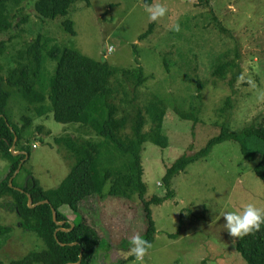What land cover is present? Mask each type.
I'll return each instance as SVG.
<instances>
[{"label": "rangeland", "instance_id": "374dc122", "mask_svg": "<svg viewBox=\"0 0 264 264\" xmlns=\"http://www.w3.org/2000/svg\"><path fill=\"white\" fill-rule=\"evenodd\" d=\"M207 1L209 4L199 0H150L149 4H163L168 11L154 22L152 34L144 40L139 37L153 22L145 11V0H90V6L76 4L68 17L74 22V36L62 26L65 18L39 20L32 2H26L10 8L14 23L22 17L27 22L1 36L7 48L0 64L4 68L13 66L15 52L40 35L48 41L49 48L58 46L80 51L93 60L107 61L119 70L141 66L145 82L136 93L132 83L126 84L114 102L120 115L129 118L123 131L127 136L132 134L134 105L145 108L154 102L164 106L163 133L168 145L163 148L148 139L141 151L142 181L147 187L145 198L164 197L167 188L163 178L167 169L180 157L197 153L219 132L224 121L220 110L226 98L231 100V109L227 112L231 131L264 125V0ZM177 23L179 32L172 30ZM110 48L114 50L110 52ZM44 56L38 88L47 90L49 95L46 87L54 74L56 61H51L46 51ZM225 61H234L239 66L232 88L228 86L231 74L224 80L212 75L215 66ZM121 78L120 74L116 75L112 86L117 87ZM198 96L201 102L198 121L182 119L176 108L189 112L192 105L198 103ZM27 107L19 95L11 96L8 115L12 123L22 125V116L32 119L14 147L15 151L27 148L30 156L12 180L16 189L34 178L44 190H55L76 163L69 149L57 144L55 138L103 139L87 126L56 122L52 113L35 117V111ZM144 116V131L149 132L153 121L146 112ZM38 126L43 129L38 130ZM102 153L104 163L99 159L100 173L115 166V170L121 169L127 163L126 157L111 147H103ZM262 157L258 155L254 161H246L239 144L226 140L214 145L206 158L192 163L174 178L175 196L150 206L155 235L143 264H246L235 250L239 238L229 236L222 217L225 212L242 210L247 203L264 209V181L254 172ZM9 166L0 157V182ZM28 172L31 175L27 176ZM110 187L111 183L102 196L90 197L80 206L85 222L102 238L93 264H118L130 258L127 255L129 241L135 234L142 236L147 227L137 196L111 197L108 195ZM9 200L8 197L3 199L0 206V229H9L8 233L0 235L3 264L44 249L43 242L34 233L20 228L16 213L5 204ZM61 212L70 223L75 221L68 206L62 207ZM126 264L138 262L133 259Z\"/></svg>", "mask_w": 264, "mask_h": 264}, {"label": "trees", "instance_id": "16d2710c", "mask_svg": "<svg viewBox=\"0 0 264 264\" xmlns=\"http://www.w3.org/2000/svg\"><path fill=\"white\" fill-rule=\"evenodd\" d=\"M26 2H32L34 13L39 20L65 18L62 26L72 36L76 34L74 22L68 19L72 7L78 3L91 5L90 0H0V59L7 48V42L1 39V36L27 22L26 18L22 17L14 23L10 8H17ZM199 2L209 4L207 0H199ZM145 3L149 4L150 0H145ZM213 20L216 21V18L213 17ZM153 27L154 22L139 39L148 38L152 34ZM219 28L224 31L220 25ZM45 51L51 61H56L54 74L46 87L49 95L47 90L38 88ZM134 53L136 54V51ZM13 64L9 68H4L0 64V157L10 165L7 175L0 182V206L3 199L10 198L5 204L16 213L20 228L34 233L43 242L44 249L27 254L22 259L13 260L9 264H93L102 245V238L94 227L85 222L80 214V206L90 197L102 196L109 183L111 187L108 195L111 197L131 199L133 195L137 196L147 220V227L142 237L152 243L155 226L151 218L150 206L172 199L175 196L172 189L173 179L192 163L206 158L214 145L226 140H233L239 144L240 153L246 161H254L258 155L263 156L261 162L255 166L254 172L264 181V125H250L238 131H231L227 113L231 109V100L228 97L220 110L224 121L219 127V132L210 137L197 153L180 157L167 169L163 178L167 188L164 197L153 196L146 199L147 187L142 181L141 151L148 139L163 148L168 145L167 137L163 133L165 109L162 104L154 102L145 108L134 105L132 134L127 136L123 131L127 127L129 118L120 115L119 107L114 102L122 88L124 91L126 84L132 83L135 93L142 86L145 82L142 67L119 70L107 61L93 60L80 51L58 46L49 48L48 41L40 35L26 42L15 52ZM136 64H138L137 59ZM119 74L122 78L118 86L113 87L112 79ZM228 74L232 76L228 81V86L232 88L239 74L238 64L234 61L221 62L212 72L214 77L221 80L226 79ZM13 94L22 98L28 110L35 111V117H44L52 113L56 122L87 126L103 139L90 141L72 136L55 138L57 144H64L69 149L71 157L76 160L69 176L55 190H44L34 178L27 180L25 187H18L21 191L15 188L17 186L14 185L13 180L11 186L8 184L25 158V155L12 156L10 146L14 137H16L15 145L20 142L23 132L31 125L32 120L22 116V125H15L9 119V100ZM135 98L134 95L133 103ZM198 99V103L192 105L189 112L176 108L177 114L184 120L197 122L201 111L199 96ZM144 112L149 114L153 121L149 132L144 131L146 124ZM37 129L41 130L43 126H38ZM47 133L50 134L49 131ZM103 147H111L120 156H125L127 163L121 169L115 170V166L114 169L100 173L99 159L101 164L104 163V154H101ZM22 150H25L28 160L29 151L27 148ZM28 175L31 174L28 172ZM28 196L32 199V204L44 201H48V204L28 208ZM64 206H68L74 213L76 219L73 223H70L69 218L61 212ZM52 210L57 213V221L64 223L62 226L54 223ZM8 232V228L0 229V235ZM235 250L246 264H264V225H261L259 232L239 238ZM133 259L134 257H130L119 261L118 264H126ZM0 264H3L2 259Z\"/></svg>", "mask_w": 264, "mask_h": 264}, {"label": "clouds", "instance_id": "9594fccd", "mask_svg": "<svg viewBox=\"0 0 264 264\" xmlns=\"http://www.w3.org/2000/svg\"><path fill=\"white\" fill-rule=\"evenodd\" d=\"M145 11L149 14V19L155 22L164 17L168 10L165 5L156 3L146 4ZM172 30L179 32V23L174 25ZM222 218L230 237L243 238L261 230V225H264V209L258 208L253 203H247L242 210L225 212ZM129 243L127 255L134 257L138 264H143L144 257L152 248L151 242L144 239L140 234H135Z\"/></svg>", "mask_w": 264, "mask_h": 264}, {"label": "water", "instance_id": "95a60500", "mask_svg": "<svg viewBox=\"0 0 264 264\" xmlns=\"http://www.w3.org/2000/svg\"><path fill=\"white\" fill-rule=\"evenodd\" d=\"M15 142H16V137H14L13 143H12V145L10 146V149H9L11 155H12V156L25 155V158H24V160L19 164L18 169L15 171V173H14L13 176H12V178L9 179V181H8L9 186H11V183H12V179H13V177L19 172V169H20L22 163L25 161V159L28 158V156L26 155L25 151H15V149H14V147H15ZM24 187H25V186H24ZM17 190H20V189H17ZM20 191H21V190H20ZM43 204H48V201L40 202V203H38V204H32V199L30 198V196L27 197V206H28V208H34V207H36V206H38V205H43ZM52 213H53V221H54V223H56L58 226H62L64 223H63V222H58V221H57V213H56V211H55V210H52ZM73 227H74V225L72 224V229H73ZM72 229H71V230H72ZM71 230H64V231L69 232V231H71ZM73 245H74V244H73ZM80 259H82V256L80 257ZM78 264H79V263H78Z\"/></svg>", "mask_w": 264, "mask_h": 264}, {"label": "built area", "instance_id": "2783aa9c", "mask_svg": "<svg viewBox=\"0 0 264 264\" xmlns=\"http://www.w3.org/2000/svg\"><path fill=\"white\" fill-rule=\"evenodd\" d=\"M113 50H114L113 48H110V49H109L110 52L113 51Z\"/></svg>", "mask_w": 264, "mask_h": 264}]
</instances>
